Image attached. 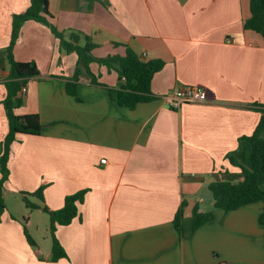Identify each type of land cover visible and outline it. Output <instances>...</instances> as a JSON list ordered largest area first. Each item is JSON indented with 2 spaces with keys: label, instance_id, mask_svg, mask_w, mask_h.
<instances>
[{
  "label": "crops",
  "instance_id": "1",
  "mask_svg": "<svg viewBox=\"0 0 264 264\" xmlns=\"http://www.w3.org/2000/svg\"><path fill=\"white\" fill-rule=\"evenodd\" d=\"M108 2L87 10L79 0H48V10L59 29L89 34L97 44L94 56L122 54L126 45L144 60H163L151 79L156 97L121 107L114 92L91 84L82 72L76 99L65 90L76 54L61 51L43 23L22 24L13 55L34 61L39 76L28 81L15 111L37 113L42 127L11 145L0 264H264L258 221L264 200L217 209L210 221L191 229L193 208L213 206L208 183L238 177L239 168L225 154L253 131L264 105V37L244 27L250 0ZM29 3L0 0V100L12 16ZM90 69L109 87L123 83L96 62ZM185 86L204 89L207 100L170 108L163 96ZM6 131L0 103V140ZM41 186L44 201L32 194ZM79 190L86 192L76 215L55 233L67 257L51 261L49 216L41 206L59 209L67 194ZM181 202L183 237L173 222ZM24 226L41 235L32 236L37 252Z\"/></svg>",
  "mask_w": 264,
  "mask_h": 264
},
{
  "label": "trees",
  "instance_id": "2",
  "mask_svg": "<svg viewBox=\"0 0 264 264\" xmlns=\"http://www.w3.org/2000/svg\"><path fill=\"white\" fill-rule=\"evenodd\" d=\"M95 2H99L105 7L109 6L108 0H79V5L81 8L91 10ZM52 19L53 15L48 10V0H30L24 11L13 14L9 43L3 49L7 60L8 74L3 82L5 95L0 100L7 119V131L0 140V220L6 208L3 189L9 178L8 162L11 145L18 140L19 135L40 134L42 127L37 113L17 114L15 111L24 102V94H21V89L26 87L30 79L39 76V69L34 61H18L13 55V47L25 21L35 20L43 23L57 38L61 51L76 54L75 69L70 76H65V90L69 95L78 99L77 85L81 73L84 72L90 78L91 84L101 85L107 88L110 93L114 92L116 102L121 107L133 109L138 103L147 102L156 97L151 91V79L154 73L163 66V60H144L126 45H124L122 54L94 56L93 50L97 44L89 34L73 29H59ZM244 27L254 30L264 37V0H250V16L244 21ZM92 62L105 66L109 71H115L123 79L122 85L119 88H112L102 83L99 76L90 69ZM258 110L261 111V116L253 131L238 137L236 148L225 154V159L231 165L239 168L238 177H222L208 183L207 188L214 200L213 206L207 211H201L197 206L193 208L192 230H196L210 221L217 209L230 211L243 205L264 200V105ZM222 174L226 173L223 172ZM42 190L43 186L32 194L44 201ZM85 192L86 190H79L67 194L64 197L62 207L56 210L49 209L45 204L41 206L49 216L48 232L51 239L49 260L56 261L67 257L65 249L56 237V229L59 225L69 222L76 215L78 205L83 201ZM184 204L181 202L173 217L174 225L180 237L184 236ZM258 221L264 227V210L260 213ZM23 229L28 244L36 251V241L25 226ZM37 256L42 258L38 253Z\"/></svg>",
  "mask_w": 264,
  "mask_h": 264
},
{
  "label": "built area",
  "instance_id": "3",
  "mask_svg": "<svg viewBox=\"0 0 264 264\" xmlns=\"http://www.w3.org/2000/svg\"><path fill=\"white\" fill-rule=\"evenodd\" d=\"M26 87L21 89V94H24ZM164 101L172 109H179L184 103L190 102H203L207 100V93L204 89L195 86H185L182 88L173 89L165 96H163ZM101 162H105L102 159Z\"/></svg>",
  "mask_w": 264,
  "mask_h": 264
},
{
  "label": "rangeland",
  "instance_id": "4",
  "mask_svg": "<svg viewBox=\"0 0 264 264\" xmlns=\"http://www.w3.org/2000/svg\"><path fill=\"white\" fill-rule=\"evenodd\" d=\"M32 232V236L36 239V240H41L39 234L36 233V231H31ZM44 233H46L45 231L42 230V236H44ZM48 235V232H47Z\"/></svg>",
  "mask_w": 264,
  "mask_h": 264
}]
</instances>
